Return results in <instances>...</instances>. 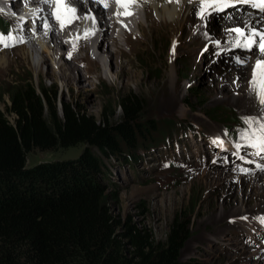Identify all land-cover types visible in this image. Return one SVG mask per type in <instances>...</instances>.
Returning <instances> with one entry per match:
<instances>
[{"label": "rangeland", "instance_id": "374dc122", "mask_svg": "<svg viewBox=\"0 0 264 264\" xmlns=\"http://www.w3.org/2000/svg\"><path fill=\"white\" fill-rule=\"evenodd\" d=\"M199 11L198 3L194 11L186 14L178 44L181 48L177 49L174 61L171 30L160 26V19L154 14L155 24L152 28L144 24L140 42L132 49L124 46L126 58H117L115 64L105 61L103 81L97 79L92 67L96 60L89 57L86 67L82 60L75 62L70 58H86L83 51L68 52L69 65L82 73L79 87L67 88L56 68L50 74V61L38 65L28 52L29 45L10 50L0 48V110L5 111L9 86L23 80H30L37 89L52 87L62 101L75 104L97 120L107 118L110 123H116L121 116L115 105L117 97L134 94L142 104L139 123L155 124L151 133H146V145L139 144L134 152L136 161L119 157L105 163L110 173L104 190L112 213L122 222L129 221L145 229L160 242L165 240L176 216H189L191 236L181 252V262L259 264L264 254L253 243L246 245L245 240L248 236L256 239L257 229H264L258 219L264 217V171L239 163L225 167L213 153L215 135L231 137L228 139L232 147L243 143L238 136L246 127L242 117L258 116L262 110L250 92L252 68L235 60L237 56L251 59L260 56L259 53L256 49L246 52L228 44L229 29L259 14L251 7L246 11L239 7L223 12L210 9L204 16L206 19H202ZM88 20V24H96ZM203 20H207V27L196 32ZM10 28L8 24L5 31ZM135 29L134 34L139 36ZM83 30L86 29L82 27ZM120 62L125 63L126 69L121 78H116L109 71ZM235 68L246 71L235 79L232 77ZM8 119L11 121L12 117ZM83 150L84 145L53 152L33 151L27 166L77 159ZM239 153L253 157L246 147H241ZM242 169L250 170L249 174Z\"/></svg>", "mask_w": 264, "mask_h": 264}, {"label": "trees", "instance_id": "16d2710c", "mask_svg": "<svg viewBox=\"0 0 264 264\" xmlns=\"http://www.w3.org/2000/svg\"><path fill=\"white\" fill-rule=\"evenodd\" d=\"M6 94L0 110V264H194L180 261L191 236L189 216H176L160 242L109 207L105 163L135 161L155 124L139 123L142 104L134 94L117 97L116 123L97 120L30 80L12 83ZM78 145L84 150L77 159L27 166L33 151Z\"/></svg>", "mask_w": 264, "mask_h": 264}, {"label": "bare ground", "instance_id": "6f19581e", "mask_svg": "<svg viewBox=\"0 0 264 264\" xmlns=\"http://www.w3.org/2000/svg\"><path fill=\"white\" fill-rule=\"evenodd\" d=\"M70 3L73 7L78 9V15L81 19L61 31L55 18L50 16L52 9L42 5V11L37 18L44 15L45 19L42 21L44 22L47 18L51 28L47 31V34H45V32L42 34V40L33 39L30 41V44H28L30 46L28 52L32 55L33 60L38 65L50 61V74L55 73L54 68H56L58 70V77L67 88L79 87V81L83 80L81 71L70 66L68 60H66L68 52L74 51L77 53L83 51L86 58H79L76 56H71L70 58H72L71 61L73 60L75 62L82 60L86 64V67L88 66L87 61H89V57L91 60H96L95 62L93 61L95 64H92V67L95 68L94 71L97 74V79L103 81L105 61L110 60L111 63H114L119 57L121 59L126 58L127 53L124 50V46L126 45L127 48L132 49L136 43L140 42V38H143V27L148 25V27L152 28V25L155 24L152 21L153 14L160 19L157 18L160 26L171 30L176 53L177 49L181 48L178 44L184 32L183 23L186 19V14L194 11L195 4H198L197 0H193L192 3H189V0H180L178 4L169 2V0H140L139 3L130 7L129 10L133 13L132 15H124L125 9L118 6L115 0H107L108 7H104L102 3L99 4V2L94 0H70ZM36 4H39V2ZM138 4L142 6L139 7L142 8H140V11L143 12V21L140 17L141 14L138 9ZM88 9H90V13L95 16V26L88 24L87 21L90 20L83 19ZM117 12L121 13V15H117ZM256 16L252 15L250 18H246L242 23H238L236 27H243L245 24L250 23L258 29L264 28V15L260 16L259 14L257 17ZM202 19L206 18L203 17ZM202 22L203 23L200 24L196 32H200L201 28L205 29V27H207V20L205 22L203 20ZM85 23L88 27L83 26ZM82 27L94 32V34H88L85 39L86 32L85 30L82 31ZM135 27L139 31L140 37L133 32L136 30ZM133 28L135 30H133ZM77 36H79L78 40H76ZM73 40L76 41L75 47L72 42ZM63 49L65 50L63 51V56H61ZM175 55L176 54H172L171 60L174 59ZM259 58L264 57H251L246 64H249L248 66L251 68L255 60ZM124 64V62H120L119 66L117 64L111 67L109 71L110 74L112 76L114 75L116 78H121L123 76L122 73L125 72L124 69H126ZM235 69L236 72H234L236 74H232V77L235 79L243 76L246 71V68ZM174 72L172 68L170 77L171 84L174 83ZM89 84H92V81ZM259 264H264V260H260Z\"/></svg>", "mask_w": 264, "mask_h": 264}, {"label": "snow or ice", "instance_id": "6c2138e0", "mask_svg": "<svg viewBox=\"0 0 264 264\" xmlns=\"http://www.w3.org/2000/svg\"><path fill=\"white\" fill-rule=\"evenodd\" d=\"M96 2L103 3L104 7H108L107 0H96ZM118 6L125 9L124 15H132L133 13L129 10L134 4L140 2V0H115ZM169 2L180 3V0H169ZM193 0H189L192 3ZM200 4V11L198 15L203 18L209 9L213 11L223 12L225 9L234 7L239 4L248 5L251 8L257 9L260 13L264 14V0H197ZM44 3L52 9L50 16L54 17L56 22L60 25L61 31L66 27L75 23L77 20L81 19L78 15V9L73 7L70 0H44ZM3 12V9H0ZM117 15L121 13L117 12ZM83 19H91L95 22V16L86 12ZM45 29V34L50 30L51 25L45 20L43 24ZM30 31L34 32L33 27ZM15 32V34H13ZM23 29H14L8 34L0 33V45L3 47H12L15 44L23 43L24 37L22 35ZM87 38L88 34H94L90 30H85ZM228 44L230 47H235L242 49L246 52H252L253 49L259 53L260 57H264V28H256L252 24H245L243 27H234L228 30ZM234 33V35H233ZM79 36L76 37V40ZM74 47L76 46V41L73 40ZM172 54H175V44L172 48ZM71 54H69V57ZM250 58H241L237 56L235 58L237 64H246ZM251 80H250V92L258 101L261 106V113L258 116L246 115L242 117L243 123L246 125L245 128L241 129L238 133L239 141L243 143H237L235 145L237 153L241 147H248L254 150L253 155L264 157V58L256 59L251 66ZM227 135V132L224 133ZM213 143L220 147H223V140L216 139ZM252 163V161H248ZM257 167L264 171V165H257ZM244 174H249L250 170L242 169ZM247 219V217H243ZM262 224H264V217L258 218Z\"/></svg>", "mask_w": 264, "mask_h": 264}, {"label": "clouds", "instance_id": "9594fccd", "mask_svg": "<svg viewBox=\"0 0 264 264\" xmlns=\"http://www.w3.org/2000/svg\"><path fill=\"white\" fill-rule=\"evenodd\" d=\"M237 7H239L240 9H242V10H244V11H246V9L247 8H250V6H248V5H239V6H237ZM237 7L236 8H232L234 11H236L237 10ZM254 9V8H253ZM256 10V9H255ZM256 12H258L257 10H256Z\"/></svg>", "mask_w": 264, "mask_h": 264}]
</instances>
